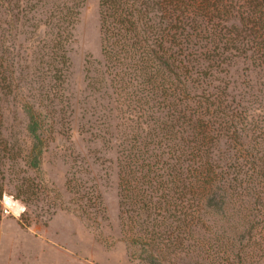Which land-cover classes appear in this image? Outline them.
I'll return each mask as SVG.
<instances>
[{
    "label": "rangeland",
    "instance_id": "obj_1",
    "mask_svg": "<svg viewBox=\"0 0 264 264\" xmlns=\"http://www.w3.org/2000/svg\"><path fill=\"white\" fill-rule=\"evenodd\" d=\"M64 1L9 0V5L4 0L0 2V30L5 41L2 49L6 50L10 70H14V82L19 85L7 87L1 101L3 136L9 147H14L16 157L28 154L31 138L26 131L24 107L30 106L41 114L48 144L38 172L20 159L7 161V179L0 200V264H148L152 255H158L164 264H186L190 258L185 245L182 249L171 246L170 242L155 246L146 242L151 228L141 222L143 215L138 217V213L129 212L133 208L139 210L144 200L139 194L142 173H137L135 165L126 174L119 172L122 153H134L136 149L131 144L140 140L144 135L142 128H147L141 124L136 102L133 99L129 102L126 95L137 91L133 97L139 98V103L151 104L153 99L157 105L167 102L161 96L162 91L166 90L174 101L182 87L170 77L171 87H159L157 96L150 98L151 87L122 90L113 86L116 80H111L103 52L100 0L79 1L81 5L75 9L79 10L78 22L67 44L70 67L66 80L61 85L54 82L50 77L54 71L44 56L48 51L40 49L41 44L36 46L34 41L39 36L46 42L55 40L57 29L45 20L50 12L51 16L58 15L52 12ZM240 23L234 14L227 24L242 30ZM226 56L225 62H192L198 74L187 77L185 82L192 90L202 87L218 94L225 109L236 108L241 112L239 119L234 117L235 127L241 133L244 148L254 156L256 167L253 187L245 190L249 195L253 190L258 193L256 219H261L264 217V64L253 61L251 51L243 54L232 51ZM138 145L136 142L133 146ZM216 147L219 150L215 157L220 165L232 163L237 155L234 151L244 153L231 140ZM3 170L1 165L0 171ZM19 177L23 179L22 188H18ZM121 177L130 184L131 206L123 205ZM252 200L255 201L249 196L244 201H235L239 206H252ZM237 213L235 205L232 216L237 217ZM259 228L253 233H259ZM229 234L224 236L225 245L230 244ZM255 240L262 242L263 238ZM254 247L257 248L255 244ZM230 252L218 256L225 262L218 259L203 262L236 264ZM249 254L244 248V259Z\"/></svg>",
    "mask_w": 264,
    "mask_h": 264
},
{
    "label": "trees",
    "instance_id": "obj_2",
    "mask_svg": "<svg viewBox=\"0 0 264 264\" xmlns=\"http://www.w3.org/2000/svg\"><path fill=\"white\" fill-rule=\"evenodd\" d=\"M4 1L9 5V0ZM79 1L66 0L62 6L56 5L52 13L58 15L51 16L50 12L51 19L45 20L57 29L55 40L46 42L39 36L34 41L36 46L41 44L40 49L48 51L44 53L45 61L49 60L54 71L50 77L54 82L59 81V85L66 80L70 67L67 44L78 22L79 10L75 9L80 7ZM100 5L103 52L111 80L118 84L113 86L122 90L151 87L150 98L157 96L159 87H171L170 77L182 87L174 101L172 95L162 91L161 96L167 102L157 105L153 99L151 104L139 103L140 99L133 97L137 91L131 93L132 98L126 95L129 102L130 99L136 102L141 124L147 128H142L144 135L135 140L139 145L131 144L135 152L122 153L119 172L126 174L135 165L137 173H142L139 194L144 200L139 210L133 208L129 212L138 213V217L143 215L141 222L151 228L146 242L151 246L170 242L171 246L182 249L185 245L190 258L186 264H205L206 259L224 261L218 256L223 257L230 250L236 264L244 261V264H264V227L261 226L264 217L256 219L258 193L253 190L249 195L245 190L253 187L254 156L244 148L241 133L235 127L234 117L239 119L241 112L236 108L225 109L218 94L202 87L192 90L185 82L187 77L198 74L192 62H225L226 54L232 51L242 54L251 51L253 61L264 64V0H100ZM234 14L238 15L242 30L227 24ZM3 39L0 30V166L4 169L0 171V200L7 179V161L20 159L38 172L43 151L48 147L41 114L30 106L24 107L26 131L31 138L28 154L16 157L14 147H9L3 136L1 101L7 87H19L12 77L14 70L8 66L6 50L2 49ZM228 140L235 141L244 153L234 151L237 155L233 162L220 165L215 157L219 150L216 146ZM120 180L123 205L131 206L130 184L124 177ZM17 182L18 188H22L23 179L19 177ZM249 196L255 199L252 206H239L235 201H244ZM234 204L237 217L232 216ZM256 228L259 233H253ZM226 233L230 235L229 245L223 243ZM256 237H262L263 241L255 240ZM244 248L250 252L247 259L242 255ZM148 264H164V261L152 255Z\"/></svg>",
    "mask_w": 264,
    "mask_h": 264
}]
</instances>
